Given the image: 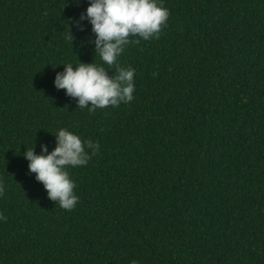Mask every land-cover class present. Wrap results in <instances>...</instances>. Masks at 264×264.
Segmentation results:
<instances>
[{"label":"trees","instance_id":"trees-1","mask_svg":"<svg viewBox=\"0 0 264 264\" xmlns=\"http://www.w3.org/2000/svg\"><path fill=\"white\" fill-rule=\"evenodd\" d=\"M89 2L0 0V264H264V0H162L159 39L118 57L134 99L94 113L54 84L107 69ZM61 128L100 146L71 211L24 156Z\"/></svg>","mask_w":264,"mask_h":264},{"label":"clouds","instance_id":"clouds-1","mask_svg":"<svg viewBox=\"0 0 264 264\" xmlns=\"http://www.w3.org/2000/svg\"><path fill=\"white\" fill-rule=\"evenodd\" d=\"M170 12L163 6L162 0H90L85 13L75 21L79 30L80 23L87 19L95 33V51L103 64L80 62L75 68L71 63L64 64V71L57 72L54 84L57 90H65L66 95L76 99L78 108H88L90 113L97 109L118 107L128 104L135 91L134 68H124L118 63V57L129 43L139 44L140 39H159L167 25ZM132 37L139 39L132 40ZM71 42L74 37L69 29L66 37ZM108 69L114 70L109 75ZM158 75L154 72L153 76ZM56 146L49 152L46 144H41V154L27 149L24 156L29 161L28 169L35 179L42 182L48 198L66 210H73L79 202L74 194L76 184L67 171L70 167L85 166L99 151V142L83 141L72 132L61 128L55 134ZM86 149H91L89 154ZM4 194V185L0 182V195ZM0 219L7 217L0 213ZM132 264H137L134 260Z\"/></svg>","mask_w":264,"mask_h":264}]
</instances>
